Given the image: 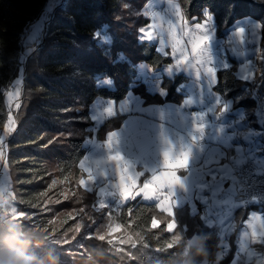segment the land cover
Listing matches in <instances>:
<instances>
[{
	"label": "trees",
	"instance_id": "1",
	"mask_svg": "<svg viewBox=\"0 0 264 264\" xmlns=\"http://www.w3.org/2000/svg\"><path fill=\"white\" fill-rule=\"evenodd\" d=\"M48 1L0 0V133L7 142L10 189L17 213L22 214L20 237L27 236L30 242L27 254L36 264H200L214 259L219 242L216 227L182 209L178 226L170 232L167 223L171 218L158 212L154 204L138 199L114 215L122 225L121 232H129L137 240L135 245L128 241L117 249V244L99 236L104 234L106 210L96 211L95 192H86L80 184L84 174L78 164L87 153L85 143L94 125L91 105L97 98L116 102L126 98L136 81L138 63L155 69L173 63L154 44L140 42L141 28L147 23L141 11L150 0H66L55 8L41 44L24 40ZM177 1L189 20L199 18L204 6H211L216 13L217 37L230 22L226 15L232 12L230 3L236 4L235 16L250 11L256 17L264 15L258 0ZM104 28L112 36L111 45L99 43L97 34ZM27 48L30 54L23 64L20 107L13 117L15 130L6 135L5 91L18 77L20 54ZM237 73L236 61L228 70H220L215 90L234 99V105L244 107L247 118L256 122L264 105V79L257 76L246 83ZM184 80V76H177L174 82L164 80L166 100L181 101L175 90ZM140 88L144 87L140 85L136 91ZM140 93L146 101L159 99ZM122 121L120 115L112 117L100 128V135ZM155 219H160L159 226L154 225ZM194 235L199 237V245H190ZM65 240L69 242L62 244ZM198 251L203 255H197ZM232 256L231 251L218 264H229Z\"/></svg>",
	"mask_w": 264,
	"mask_h": 264
},
{
	"label": "crops",
	"instance_id": "2",
	"mask_svg": "<svg viewBox=\"0 0 264 264\" xmlns=\"http://www.w3.org/2000/svg\"><path fill=\"white\" fill-rule=\"evenodd\" d=\"M151 6H157L153 0L147 8ZM161 15H164L163 11ZM167 18L165 16V21ZM162 27L165 31L167 23ZM159 31L158 27L154 35ZM141 38L145 40L143 36ZM256 46H261L259 39ZM240 47L246 51L243 57L233 53L231 57L222 55L214 56V59L220 70L225 65L227 69L230 68L229 63L236 61L238 78L249 83L254 78L250 74L242 75L240 67L241 61H247L250 51H247V46ZM221 51L223 53V49ZM255 64L253 71L258 68ZM137 68L139 77L126 98L119 102L97 98L90 107L94 126L92 135L86 140L87 153L82 161L86 159L88 163L94 164L101 160L106 165L104 171L107 176H97L96 183L90 186L89 191L96 193L98 203L101 200L120 203L115 195H108L107 192L104 196L100 195V189H107L114 180V168L107 159L108 155L119 152L134 171L146 174L154 172L160 165V154L168 148L170 140L178 146L191 143L188 137L195 113V122L203 124L204 130L202 139H198L194 146V161L190 171L180 173L182 183H176V172H163L161 176L153 178L151 186L145 185L142 189L154 198L145 201L137 196L135 200L154 204L158 212L169 216L171 220L167 228L170 232H174L178 226L177 215L182 213V209H187L190 216L200 218L207 226L216 227L219 242L215 257L212 260L204 259L200 264H218L231 251L233 256L229 264H264V243H252V228L245 227L250 216H264V207L245 199L243 188L233 171V165H245L254 158L259 160L258 167L264 170V105L259 109L258 121L252 122L247 118L244 107H236L234 99L215 90L214 78L213 81L198 80L190 69H178L174 63L162 69H153L143 62ZM176 76L186 79L175 90V95L182 99L168 101V90L162 87L163 78ZM140 85L144 87L140 88L141 91L157 96L160 100L146 101L141 91H136ZM246 90H250L248 85ZM110 107L114 109L111 114H103ZM116 115L123 117L121 125L100 135V128ZM110 136L117 141L111 150L106 147ZM4 170L7 175L8 163ZM4 180L0 178V182ZM143 181L144 177H140L137 187H141ZM8 182L11 186V180ZM80 184L83 187L84 181L81 180ZM131 201L134 200L122 206ZM258 219L252 224L259 235L264 232V228H261ZM160 223V219L154 220L155 226ZM199 244V237L194 235L190 245Z\"/></svg>",
	"mask_w": 264,
	"mask_h": 264
},
{
	"label": "snow or ice",
	"instance_id": "3",
	"mask_svg": "<svg viewBox=\"0 0 264 264\" xmlns=\"http://www.w3.org/2000/svg\"><path fill=\"white\" fill-rule=\"evenodd\" d=\"M258 2L264 6V0H258ZM166 5L167 8L163 12L164 15H161V12H153L150 16L145 17L147 23L143 26L141 35L149 42H158L157 51L163 53L166 57L170 55V59L176 68L190 69L198 80L206 79L213 81L214 78L213 87H215L219 85L221 78L219 76L220 69L216 67L214 56L221 57L223 55L231 57L233 53H236L243 57L246 51L240 46H247V51H250V54L247 55L246 62L241 61V74H250L253 78L259 76L261 79H264V15L256 17L250 11L243 16H235L236 4L230 3L228 8L232 12L226 13L230 22L227 24L226 30L217 37L216 13L212 10L211 6H204L199 18L193 17L189 20L186 13L182 10V5L176 2V0H166ZM249 7L254 8L255 5L249 4ZM165 16L168 17L166 21ZM156 20L160 21V25L154 22ZM165 22L167 23L166 32L162 27ZM158 27L160 31L154 35ZM258 39L261 44L260 47L256 46ZM221 41L224 43L222 44ZM169 48L170 54L167 51ZM257 61L259 63L255 64ZM232 62L235 63V61ZM254 64L259 68L258 72L252 70ZM223 70H228L227 65H225ZM19 85L21 84L14 82V90H9L6 93L9 101L16 98L15 107L17 109L20 107L18 99L20 96ZM113 110L110 107L105 109L103 114H111ZM195 121L196 114L193 113V123L188 137L191 143L188 145L182 143L178 146L170 140L168 148L161 152L160 165L154 172L146 174L134 171L132 165L126 162L119 152L108 155L107 159L112 163L114 168V180L108 185L107 189H100V195L104 196L106 192L108 195H115L120 203H116L114 200H101L99 203L93 204V208L98 206L100 210L107 209L103 215L110 221H115L114 223L107 224L109 230L117 226L122 227L121 223L116 222L114 219V208H120L127 201L135 200L137 196L142 197L145 201H150L154 198L146 194L145 191H142L145 185L151 186L154 177H159L163 172L171 170L176 172V183H182L180 173L190 171L194 161V146L198 139H202L201 134L204 130V125ZM14 123L13 116L9 114L4 128L6 135L14 132ZM116 143L117 141L114 137L110 136L106 141V147L111 150ZM0 162H3L6 169L7 156L5 155V140L2 136H0ZM105 166L101 160L90 164L85 159L78 164L80 172L84 174L79 179L84 181L83 188L86 192L90 190V186L96 183L97 176H107V172L104 171ZM140 177H144V181L141 187H137ZM52 183L55 184L56 181L54 180ZM9 192L5 172V180L0 182V196L6 197ZM17 211L16 207L12 208L13 221H15ZM80 211L82 212L83 209ZM173 215H175V208L173 209ZM257 217L261 221V228H264V216L260 215L250 216L245 223V227L252 228V243L259 244L264 243V232L258 235L252 224L254 220H257ZM28 219H31V217L29 216ZM77 224L80 227L82 226L81 223ZM32 225L36 227L35 222ZM68 242V240H65L62 244Z\"/></svg>",
	"mask_w": 264,
	"mask_h": 264
},
{
	"label": "rangeland",
	"instance_id": "4",
	"mask_svg": "<svg viewBox=\"0 0 264 264\" xmlns=\"http://www.w3.org/2000/svg\"><path fill=\"white\" fill-rule=\"evenodd\" d=\"M66 0H49L48 1V4L43 12V14L41 15V17L39 18L38 21H36L34 24H32L30 30L23 36V39L24 40H27L29 39L30 41L31 40H34L36 41V43L39 45L41 44L42 42V39L45 35V29L48 25V23L50 22L51 18H52V15H53V12L55 10L56 7L64 4ZM157 6H151L150 8H147V6L150 4V2H152V0H150L145 6L144 8L142 9L141 13L144 17H148L150 16L153 12H164V10L167 8V5H166V0H153ZM176 2H178L176 0ZM179 3V2H178ZM155 23H157L159 25V20H156ZM107 28H104L101 32H99L97 35L98 37H101V39L99 40V43H103V44H106V45H111L112 44V36L109 32L106 31ZM167 30V28H166ZM165 30V31H166ZM143 32V27L141 28V31H140V35H139V39H140V42H148L147 40H142V35L141 33ZM150 43V42H149ZM221 43L223 44L224 42L221 41ZM151 44H154L155 46H157L158 48V45H157V42L156 43H151ZM168 53L170 54V49L167 50ZM30 49L27 48L26 50H24L22 52V55H21V68L19 70V73H18V77L16 78V80L14 82L16 83H19L21 85H19L18 87L20 88V96H19V103H20V100H21V97H22V90H23V85H24V74H23V67L25 64V58L27 57V55H29L30 53ZM163 54V53H162ZM164 55V54H163ZM165 56V55H164ZM170 56V55H169ZM122 57H124V55L122 54ZM140 63H143V62H140ZM138 63V64H140ZM233 63H229V66L230 68L232 67ZM138 67V65L136 66ZM167 67V66H165ZM165 67H162V68H165ZM162 68H159V69H162ZM138 69V68H137ZM155 69V68H153ZM139 75H138V71H137V77L138 78ZM177 77V76H176ZM175 78H166L164 77L163 78V82H162V87H163V83H164V80L165 79H169L171 80L172 82L175 81ZM13 82V83H14ZM13 83L11 84V86L5 91V94L7 93V91L9 90H14L13 88ZM136 83V81H134L132 83V85ZM15 104H16V98H13L12 101H9L8 98H7V95H6V106H7V109H8V114H11L13 117L15 115V112L18 110L16 107H15ZM91 118V117H90ZM91 120L93 121V119L91 118ZM93 124H94V121H93ZM93 126L92 125V132H93ZM0 136H2L4 138V136L0 133ZM5 143H7L5 141ZM2 162H0V178L1 179H5V176L2 177V175H5V170H4V164L2 165ZM8 178H7V181H9L8 183H10V176H8V171H7V175H6ZM8 187H9V190L10 192L7 194V196H0V206H2L8 213H9V222H7L5 225H1L2 223L0 222V228H4L6 227L7 231L9 233H17L21 236V229H22V223H17V222H21V217H22V214L21 213H17L16 215V218H15V221H13L12 217H13V212H12V208L13 207H16V204L14 202V194L13 192L11 191L10 189V185L8 184ZM96 194V193H95ZM98 202H96L97 204ZM123 207V206H122ZM122 207L120 208H114L113 209V214L117 216V214L119 215L121 213V210H122ZM96 211H98L99 213H102L103 210H100L98 208V206L95 208ZM107 211V209H104ZM115 219V217H114ZM116 220V219H115ZM115 221H110L108 218L107 220L105 221V226L103 228V232L104 234H99L100 237H107L108 240L114 244H117V249H122L123 248V243H129V242H133L134 245H135V241H137L136 239H134V237H132L129 232H121V228L120 227H114L112 228L111 230H109L107 228V224L108 223H114ZM116 222H118L116 220ZM122 233V234H121ZM125 235V236H123ZM127 235H129L127 237ZM129 241V242H128Z\"/></svg>",
	"mask_w": 264,
	"mask_h": 264
},
{
	"label": "built area",
	"instance_id": "5",
	"mask_svg": "<svg viewBox=\"0 0 264 264\" xmlns=\"http://www.w3.org/2000/svg\"><path fill=\"white\" fill-rule=\"evenodd\" d=\"M22 52L20 54V57ZM5 155L7 156V143H5ZM259 160L252 159L245 165H233V171L241 184L245 199L250 203H256L264 207V170L257 163ZM3 165V162H2ZM1 165V166H2ZM9 213L0 206V222L5 225L9 222Z\"/></svg>",
	"mask_w": 264,
	"mask_h": 264
},
{
	"label": "clouds",
	"instance_id": "6",
	"mask_svg": "<svg viewBox=\"0 0 264 264\" xmlns=\"http://www.w3.org/2000/svg\"><path fill=\"white\" fill-rule=\"evenodd\" d=\"M30 246L27 236L21 238L17 233H9L0 228V264H36L35 259L27 254ZM197 255L202 256V251Z\"/></svg>",
	"mask_w": 264,
	"mask_h": 264
}]
</instances>
